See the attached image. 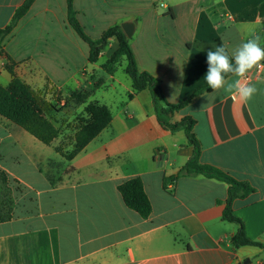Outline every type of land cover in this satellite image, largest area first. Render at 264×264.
<instances>
[{
  "label": "crops",
  "instance_id": "1",
  "mask_svg": "<svg viewBox=\"0 0 264 264\" xmlns=\"http://www.w3.org/2000/svg\"><path fill=\"white\" fill-rule=\"evenodd\" d=\"M25 2L0 0V29ZM263 2L74 0L73 8L93 41L136 21L129 40L139 70L160 83L169 103L180 104L208 86L209 50L224 45L231 53L254 33L264 47ZM2 46L0 83L12 81L11 68L47 100L64 98L58 104L62 120L75 117L76 105L65 102L75 91L126 92L115 110L97 100L111 109L112 123L71 161L56 152L60 140L42 144L0 115V170L15 199L13 219L0 223V264H264L263 247L233 245L239 226L223 220L226 182L182 176L165 187V178L180 171L194 148L184 129L160 124L148 89L129 98L132 81L104 72L102 65L119 48L117 38L92 64L89 44L69 22L67 0H35ZM100 79L105 83L99 88ZM246 79L258 89L250 101L233 99L223 89L208 101L212 91L204 92L172 122L193 118L201 163L255 188L234 202L233 211L249 240L264 245V68L251 70ZM135 178L143 181L152 204L147 219L127 207L119 192Z\"/></svg>",
  "mask_w": 264,
  "mask_h": 264
},
{
  "label": "trees",
  "instance_id": "2",
  "mask_svg": "<svg viewBox=\"0 0 264 264\" xmlns=\"http://www.w3.org/2000/svg\"><path fill=\"white\" fill-rule=\"evenodd\" d=\"M34 2L35 0H26L17 9L11 24L0 29L1 56H6L2 46L3 41L14 30L18 22L28 13ZM67 3L71 26L90 46V63H97L102 51L107 48L110 39L117 38L119 48L102 65L104 72L108 75H114L123 59H126L127 65L125 72L132 81L133 90L129 94V98L148 89L151 92L160 124L171 131H177L179 129L185 130L194 148L193 156L176 175L165 178V187L173 184L182 176L203 175L226 182L229 185V189L228 197L225 201L223 220L236 223L239 226L237 233L233 237L234 247L260 246L264 248V245L249 240L246 235L244 223L235 216L233 211L234 202L239 198H244L255 192V188L250 183L240 181L213 165L201 163L202 146L193 132L196 123L193 118L186 117L180 122H172V117L176 112L186 107L196 97L204 92H210L212 89L205 86L198 89L193 97L183 103H169L165 98L160 83L150 73L139 70L130 40L120 26L108 29L100 40L93 41L87 36L77 20V13L73 8L74 0H67ZM259 15L264 25V2L260 6ZM7 58L10 60L9 57ZM9 69L13 76L12 81L7 86H3L0 83V115L23 128L42 144L52 146L54 142L60 140V143L55 146V150L66 160H73L111 125L113 119L111 109L97 100H90L92 93L88 91H75L69 99L65 100L66 104L75 102L78 105H85V107L75 115L71 122L67 120L59 121L57 114L61 112V109L58 108V104L61 103L62 99L55 98L51 101L47 100L39 93H36L28 84L17 78L11 68ZM230 75H227V77ZM104 83V79H100L97 87L100 88ZM71 131H73L72 136L69 135L67 138ZM66 139L69 141L66 142ZM119 192L127 207L139 213L144 219L149 218L153 208L145 191L143 181L140 178L131 179L123 183L119 186ZM14 207L15 199L13 190L10 187V179L6 172L0 170V223L9 222L13 219Z\"/></svg>",
  "mask_w": 264,
  "mask_h": 264
},
{
  "label": "clouds",
  "instance_id": "3",
  "mask_svg": "<svg viewBox=\"0 0 264 264\" xmlns=\"http://www.w3.org/2000/svg\"><path fill=\"white\" fill-rule=\"evenodd\" d=\"M261 36L253 34L246 42L229 53L224 45L207 52L208 69L205 75L208 88L212 93L205 96L215 100L214 93L223 89L233 94V99L239 98L243 102L250 101L258 92V89L247 82V74L257 68H264V47L261 46ZM233 75L237 79L229 82L227 75Z\"/></svg>",
  "mask_w": 264,
  "mask_h": 264
},
{
  "label": "rangeland",
  "instance_id": "4",
  "mask_svg": "<svg viewBox=\"0 0 264 264\" xmlns=\"http://www.w3.org/2000/svg\"><path fill=\"white\" fill-rule=\"evenodd\" d=\"M126 65H127V61H126V59H123L122 63L118 66L117 71L115 73L116 78L118 80H120L121 82L125 83V84L131 82L130 77L125 72ZM102 76L103 77H107L106 74H102ZM125 92L126 91H125V89L123 87H121V88L119 87L117 92H113V91L112 92H101L100 91V92H97L96 95H93L90 98V100H99V101L103 100L101 102H104L105 104H107L108 106H110L113 110H115L117 108V106H118L119 101L121 100V98L122 97H125ZM62 99H64V98H62ZM74 104L76 105V106H74V107H76L74 109V110H76V112L74 111V113H75V115H77L78 110L79 111L80 110L82 111V109H84L85 105H83V107H81L80 105H77L75 102H74ZM57 115H58L59 121H63L62 120L63 119L62 118L63 116H61V115L59 116V114H57ZM68 122H69V120H68ZM72 134H73V131H71L70 134H68L67 138L69 137V135L72 136ZM68 141L69 140L66 139V142H68Z\"/></svg>",
  "mask_w": 264,
  "mask_h": 264
},
{
  "label": "water",
  "instance_id": "5",
  "mask_svg": "<svg viewBox=\"0 0 264 264\" xmlns=\"http://www.w3.org/2000/svg\"><path fill=\"white\" fill-rule=\"evenodd\" d=\"M136 24L137 22L134 21V22H126L121 25L122 30L128 39H131L133 37ZM250 262H251L250 260H246V261L240 262L239 264H250Z\"/></svg>",
  "mask_w": 264,
  "mask_h": 264
},
{
  "label": "built area",
  "instance_id": "6",
  "mask_svg": "<svg viewBox=\"0 0 264 264\" xmlns=\"http://www.w3.org/2000/svg\"><path fill=\"white\" fill-rule=\"evenodd\" d=\"M256 70H257V72H261L263 70V68H257Z\"/></svg>",
  "mask_w": 264,
  "mask_h": 264
}]
</instances>
